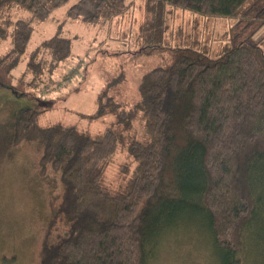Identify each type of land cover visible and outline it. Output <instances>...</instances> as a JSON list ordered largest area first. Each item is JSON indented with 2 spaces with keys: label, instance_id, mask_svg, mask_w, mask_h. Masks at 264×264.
Masks as SVG:
<instances>
[{
  "label": "trees",
  "instance_id": "1",
  "mask_svg": "<svg viewBox=\"0 0 264 264\" xmlns=\"http://www.w3.org/2000/svg\"><path fill=\"white\" fill-rule=\"evenodd\" d=\"M68 1L0 0V44L9 35L13 42L0 67L11 55H24L32 35L29 21L4 19L5 9L19 7L44 20ZM126 1L78 0L67 15L109 21L126 12ZM251 1L147 0L150 18L130 57L154 59L156 66L138 73L133 104L120 85L102 88L94 118L112 122L101 133L41 124L53 99L36 97L16 114L13 144L34 146L42 172L54 170L62 185L50 202L37 264H146L158 252L161 233L177 231L190 210L204 217L222 250L219 264H246L252 252L264 262V48L244 40L213 56L196 42L176 45L170 27L178 10L245 18L263 0L250 8ZM42 48L54 69L70 56L71 40H45L28 64L35 75L42 73L36 61ZM122 149L133 168L123 170L115 188L108 172Z\"/></svg>",
  "mask_w": 264,
  "mask_h": 264
},
{
  "label": "rangeland",
  "instance_id": "2",
  "mask_svg": "<svg viewBox=\"0 0 264 264\" xmlns=\"http://www.w3.org/2000/svg\"><path fill=\"white\" fill-rule=\"evenodd\" d=\"M77 1H68L44 20L35 19L30 11L15 6L2 14L12 22L29 21L32 35L25 54L11 55L0 67V264L39 263L50 202L62 190L58 173L52 169L42 172L34 146L13 144L12 124L16 114L33 105L36 97L53 99L55 106L41 115V124H74L91 134L101 133L112 122L108 116L94 118L102 88L120 85L123 96L133 104L138 95V73L143 74L157 63L154 59L146 58L142 63L130 57L139 48L143 23L150 18L147 0H127L123 15L97 23L68 17L69 8ZM255 2L251 1L250 8ZM254 6L249 16L235 19L207 18L178 10L170 23L176 45L196 42L213 56L225 45L244 40L260 43L264 48V0ZM12 29L9 27L10 34ZM55 35L71 40V54L53 69L52 55L42 48L36 56L42 73L35 75L28 69L30 58L45 40ZM12 50L9 35L0 44V60ZM126 167L132 169L133 161L122 149L108 172L115 188ZM57 230L63 231L62 225ZM158 238V252L146 264H219L223 257L204 217L191 210L178 222L177 231H163ZM246 264L264 262L252 252Z\"/></svg>",
  "mask_w": 264,
  "mask_h": 264
}]
</instances>
